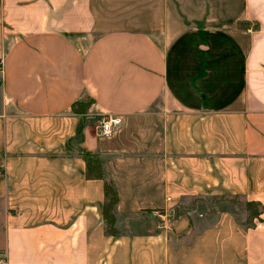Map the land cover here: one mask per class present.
Listing matches in <instances>:
<instances>
[{
    "label": "crops",
    "instance_id": "crops-1",
    "mask_svg": "<svg viewBox=\"0 0 264 264\" xmlns=\"http://www.w3.org/2000/svg\"><path fill=\"white\" fill-rule=\"evenodd\" d=\"M0 61V264H264V0H0Z\"/></svg>",
    "mask_w": 264,
    "mask_h": 264
},
{
    "label": "trees",
    "instance_id": "trees-1",
    "mask_svg": "<svg viewBox=\"0 0 264 264\" xmlns=\"http://www.w3.org/2000/svg\"><path fill=\"white\" fill-rule=\"evenodd\" d=\"M76 110L81 111L85 109L86 103L76 101ZM81 156L85 161V175L89 178H101L103 180L104 201L102 206V216L105 222L104 230L107 234H118L121 229L115 226L116 215L115 207L118 201V194L112 179L106 174L102 168L101 158L95 151L83 150ZM225 195L213 196L214 201L225 198ZM233 203L243 205L246 211V223L248 225L254 224V220L261 219L263 205L255 200H242L239 196H229Z\"/></svg>",
    "mask_w": 264,
    "mask_h": 264
},
{
    "label": "rangeland",
    "instance_id": "rangeland-1",
    "mask_svg": "<svg viewBox=\"0 0 264 264\" xmlns=\"http://www.w3.org/2000/svg\"><path fill=\"white\" fill-rule=\"evenodd\" d=\"M223 199H224V201H220L218 203H215L216 201H214L213 199H203L202 201H198L197 203L198 204H201V207L199 209H202V212H204V213H205V210H206L205 208L208 205L212 209L214 208L213 207L214 205H216V208H218V205H219V208L222 207L223 205L224 206L227 205V206H229V208H232V209L234 208L235 209V210L234 209L233 210L235 211V214L237 215V217H240V218H245L246 217V211H245V208H244L243 205H240L238 203L237 204L236 203H233L232 200H231V197H229V196H226ZM240 199H241V201L243 200L242 198H240ZM195 201H196V199H195ZM169 215L168 216H165L164 213H163V215L161 216L163 218H161V217L160 218L163 219V220L165 219V221H168L169 220L168 219ZM195 215H197V212L195 213ZM211 219H212L211 217L204 219L203 224L209 223L211 221Z\"/></svg>",
    "mask_w": 264,
    "mask_h": 264
},
{
    "label": "built area",
    "instance_id": "built-area-1",
    "mask_svg": "<svg viewBox=\"0 0 264 264\" xmlns=\"http://www.w3.org/2000/svg\"><path fill=\"white\" fill-rule=\"evenodd\" d=\"M2 71V64H1V61H0V72ZM118 118L116 117H113L112 115L110 114H107V115H101L99 118H98V125L100 126V133L101 134H109L112 132L113 128H114V124L115 123H118ZM156 214L158 216H162L163 214L156 210L155 211Z\"/></svg>",
    "mask_w": 264,
    "mask_h": 264
}]
</instances>
